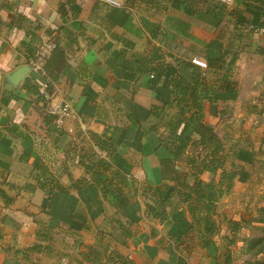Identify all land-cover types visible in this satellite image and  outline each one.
<instances>
[{"label":"crops","instance_id":"obj_1","mask_svg":"<svg viewBox=\"0 0 264 264\" xmlns=\"http://www.w3.org/2000/svg\"><path fill=\"white\" fill-rule=\"evenodd\" d=\"M125 3L118 8L100 0H0V188L10 199L7 202L0 194V264H79L81 252L98 241L97 235H106V245L136 264H218L226 250L225 236L235 237L230 248L246 256L245 260L243 252L261 241L256 237H264L263 190L261 204L257 203L250 217H246L249 206L244 212L236 208L230 215L227 211L217 214L221 230L213 245L196 250L189 258L177 251L172 236H180L191 222L187 205L179 198L173 202V195L166 201L169 217L161 220L153 215L156 204L151 189L164 184L161 160L170 156L152 128L158 123L153 109L171 99L172 87L165 77L153 88L150 81L155 67L171 64L190 87L193 72L189 64L194 59L207 62L228 52L227 56H238L240 75H232L237 89L217 91L205 100L204 120L214 122L230 104L238 107L239 101H247L246 87L253 88L254 97L264 78L260 75L264 65L257 66L260 60L256 59L257 53L264 54V0H233L226 4L222 19L205 13L192 15L191 8L174 0ZM46 45L51 48L38 65L37 52ZM250 64L256 66L248 75ZM22 65H29L30 72L17 86L9 87L7 75ZM217 77L208 74L211 80ZM28 78L39 85L40 93L26 89ZM245 78L251 81L245 83ZM62 100L72 104L76 118L57 129L51 107ZM249 106L253 107L239 113L241 120L249 114L264 116V106L257 110V104ZM91 133L113 142V155L91 142ZM263 138L253 141L259 142L254 149L246 132L248 146H228L247 158L240 162L243 172L227 196L240 194L248 179L251 184H264ZM88 150L96 151L128 177L124 188L131 202L116 208L123 212L122 225L130 235H123L120 218L101 219L102 212L116 202L108 194L113 199L110 203L100 191L111 171L87 173L84 154ZM40 161L69 189L56 192L50 208L48 191L34 179ZM256 162L261 165L256 167ZM83 177L90 183L81 189L70 187ZM230 220L240 222L236 232L229 229ZM40 227L52 231V241L40 240ZM256 230L263 233L256 234ZM40 243L43 248L36 251L35 261L21 254L24 248ZM61 244L68 248L63 259ZM13 251L15 259L10 258ZM245 260L239 264L250 261ZM82 264L92 263L83 260Z\"/></svg>","mask_w":264,"mask_h":264},{"label":"trees","instance_id":"obj_2","mask_svg":"<svg viewBox=\"0 0 264 264\" xmlns=\"http://www.w3.org/2000/svg\"><path fill=\"white\" fill-rule=\"evenodd\" d=\"M174 1L191 8L192 15L205 13L217 19H222L227 10V5L218 0ZM227 55L228 52L219 58H209L205 69L198 64H194V62L190 63L189 67L193 72L190 87L184 85V79L171 64H161L155 67L150 79L152 88L163 77L167 79V85L172 87V97L164 103V107L176 108V112L168 120L163 115L161 116L162 112L158 111L160 106H154L153 109L157 116H161V122L165 121L162 122V126L166 128V131L160 133V140L170 156L161 160V173L165 181L164 184L151 189L153 190L152 199L156 204L153 215L160 217L161 220H166L169 217L166 201L170 200L173 195L176 194L175 196L180 199V202L187 205L191 222L180 236H172L175 241V248L180 253L186 252L189 254L196 250H204L215 243L214 239L221 230L220 221L217 219V203L225 194L232 191L235 184L236 172L227 169L226 164L231 155L236 156V150L232 152V148L224 144L214 128L203 121L205 100L212 99L211 96L217 91L233 93L237 89L238 83L232 79V66L237 59V55L232 54L230 58ZM209 73H216L218 77L211 80L208 78ZM25 87L34 94L40 93L39 85L31 78L26 80ZM164 107L161 109L164 110ZM194 122H196L194 131L200 136L197 141L199 144H203L206 150V155L201 160H198L197 157L190 158L187 153L188 148L194 142L192 136L187 135ZM152 128L156 129L157 127ZM91 140L101 150L113 155L115 144L105 135L91 133ZM89 146H92V143ZM186 156L188 157V164L191 165V172L181 171L176 167V163ZM84 157H87L88 160V163H84L87 173L111 171L107 183H104L100 188L104 198L111 203L113 199L107 198V195L112 194L116 199L115 203H111L112 206L118 208L127 206L131 202V198L124 188L127 184L126 176L119 170L114 169L111 162L99 156L96 151L91 150L90 152L88 150ZM205 173L212 175L209 181L202 177V174ZM33 174L37 185L48 191V208L51 207L56 192L69 191L66 186L60 183L44 161H40L36 165ZM189 177H192L193 180L189 181ZM170 182L173 183V186L168 184ZM89 183L90 180L83 177L73 182L70 187L81 189ZM95 183L99 188V182L96 181ZM0 194L2 198H6L7 202L10 201L2 188H0ZM120 224L124 232L123 235H130L128 229L122 223ZM228 224L232 232H236L240 228V222L238 221L230 220ZM37 236L40 237L41 241L53 240L52 231L47 227H40ZM224 240L227 241L223 244L226 250L220 254L218 264H234L229 249L235 242V237L225 236ZM96 244L98 247L81 252L82 261H79V264H82L83 260H87L92 264H136L133 259L116 249L110 251L108 249L109 245L105 244L103 237L99 238ZM47 247L53 249L52 246ZM42 248L43 244L40 243L35 244L30 250L41 251ZM99 248L104 250L100 251ZM17 252L22 251L17 250ZM246 264H264V261L250 260Z\"/></svg>","mask_w":264,"mask_h":264},{"label":"rangeland","instance_id":"obj_3","mask_svg":"<svg viewBox=\"0 0 264 264\" xmlns=\"http://www.w3.org/2000/svg\"><path fill=\"white\" fill-rule=\"evenodd\" d=\"M258 51H260V50H258ZM231 55L232 54H230L228 57L230 58ZM257 55L258 56H256V59L258 58L260 60V62L257 66L264 65V62H263L264 61V54L257 53ZM237 61H238V56H237L235 63L232 66L233 76H234L235 72L237 73L236 74L237 76L240 75V70H238V66H236ZM255 66H256V64H254L252 66H251V64L249 65L248 72H247L248 75L251 74V72L253 71ZM205 68H207V67H205ZM254 75H255L254 76L255 79H257L255 73H254ZM260 75L263 78L264 73L262 70H260ZM249 81H251V80H249L248 78H245L243 80V82H245V83H247ZM260 82H261L262 86H260L259 90L256 92L254 97L252 95L253 88L246 87L245 88L246 97H244V99L247 101H239L238 107H234L232 104H230V109H226L227 112L225 114H223L220 119H218L214 122L213 121L212 122H209V121L206 122L204 120V117H203V121L205 123L211 125L214 128V130L219 135V137L223 140V142L226 146H232V145H234V146H248V144L245 140V135L247 132V134H249L250 137L252 138L250 141L252 143L251 145L254 146V149H255V146H256V148L259 147V142L254 143L253 141L257 140L258 138L262 139L264 137V116H260L257 114H249V115H247L248 117L245 116L246 120L243 121V120H241L243 116L242 115L240 116L239 113L241 111H246V109H251L253 107V106H249V104H251V103L257 104L256 110L260 109L264 106V93L262 91V90H264V78L262 80H260ZM247 94H249L248 97H247ZM256 96H258V98H259V96H261V100H259L257 102L258 98ZM163 107H164V104L162 106L160 105L159 111L162 112L161 116L163 115L168 120V118H170L171 115L176 112V108L175 107L174 108L164 107V110H163V109H161ZM156 110H158V109H156ZM253 110H255V109H253ZM161 116L160 115L157 116L158 117V123L156 124L157 128L155 129L156 131L158 130L159 135H160V133L166 131V128L164 126H162V122L164 123L165 121L161 122ZM216 116H218V115H216ZM195 126H196V122H194L192 124L190 130L187 133V135H191L193 140H194V142H192V144L188 148L187 153L189 154L188 156H190V158L197 157V158H199L198 160H201L206 155V150L204 148V145L199 144V142L197 141L200 138V136L194 131ZM238 139H240V141ZM235 140H237V141H235ZM68 146H89V143L82 144V145H79L78 143H74V144L70 143ZM232 152H233V150H232ZM251 152H250V154H246V155L248 157L251 156L254 153V152H252V153ZM240 153H241V151L239 153L237 152L236 156L231 155L230 160L226 164L227 169L235 170V172H236L235 180L238 178V175L241 172H243V169H244V167L241 165L240 162H244L247 158L243 155L240 156ZM261 156H262L261 154L258 155V157H261ZM256 163H258V162H256ZM260 165H261V163L260 164L258 163L256 165V167L257 166L259 167ZM176 167L181 171H190L191 172V165L188 164V157L187 156L183 160L178 161L176 163ZM109 174H111V173H109ZM202 177L205 180L209 181L212 178V175L202 174ZM126 178H127V183H128V177H126ZM100 180H103L101 182L105 181V179H100ZM188 180L191 181L193 179H192V177H189ZM250 182H252V180L248 179L246 184L243 183L242 189L240 191L241 193L237 194V196L235 195L232 197V196H227V195H229V193L225 194L223 196L224 198L222 197L219 200V202L217 203V214H220V216H221L223 212L226 213V211H227L230 215L231 212H233V213L235 212L236 208H237V211L240 210V211L244 212L243 208H245V206H249L246 209V212H247L246 217H250L252 215V213L255 212V208L261 204L262 200L259 198V196H260L261 192L264 190V184L255 183V182H253L251 184ZM165 184H167V183H165ZM168 184L170 186H173L172 182H170ZM252 188H254V190ZM111 196H112V194H111ZM171 200H173V202H176L177 196H175ZM247 202H249V203L247 204ZM257 203H258V205H257ZM105 205L107 206V204H105ZM107 209H108L107 211L102 212L101 219H103L104 217L106 219H108L111 216H115L114 218H120L122 224L125 223L126 219L124 218V216H122V213H123L122 211H121V213H119V211H117L118 209L115 206H109V208H107ZM116 212H118V213H116ZM118 214H119V216H118ZM262 233L263 232H261L260 230H256V234H262ZM102 234H104V233L102 232L101 235ZM219 235H220V233H219ZM59 237H61V236L59 235ZM102 237H103V241L106 244V241H105L106 235H104ZM97 238H101V236L97 235ZM258 238H261V241L258 244H256L255 246L250 245V247L244 251L245 253L243 252V255H245V254L247 255V260H262V261H264V237H256L255 239H258ZM96 243H94V245L91 248L98 247V245ZM107 244H109V243H107ZM33 246H29L27 248H24L23 249L24 252L21 254L23 255L24 253L27 252V254H29L32 257V259L36 258L35 256L37 255L38 252H36L35 250H30V248ZM108 249L110 251L114 250V249H111L110 247ZM60 250H62L60 253V256L63 259V258H65V254H66L68 248L64 247V245L61 244L59 247V251ZM103 250H104L103 248L100 249V251H103ZM194 252L195 251H193L192 253H189V254H187L186 252H183V255L185 257L189 258L190 255H192ZM230 252H231L233 260H236V262H235L236 264H239L240 262H242V260H245L244 258H246V256H241L239 251L233 250V246L230 248ZM16 254H17L16 251H13L12 254H10V258L15 259ZM57 256H59L58 253H57ZM125 256H127V255H125ZM247 260H245V261H247ZM34 261H35V259H34ZM247 262H249V261H247Z\"/></svg>","mask_w":264,"mask_h":264},{"label":"built area","instance_id":"obj_4","mask_svg":"<svg viewBox=\"0 0 264 264\" xmlns=\"http://www.w3.org/2000/svg\"><path fill=\"white\" fill-rule=\"evenodd\" d=\"M110 6L113 7H125L126 0H100ZM222 3H225L227 5L231 4L233 0H218ZM51 46H44L41 47V49L38 50L37 56H36V63L40 65L46 58V56L49 53ZM193 62L195 64L200 65L201 67L205 68L207 67V63L198 59H194ZM46 93V92H45ZM47 96L48 93H46ZM51 114L54 119V124L57 129H61L67 121H72L76 118V112L72 106V104L67 100H62L59 102H55L53 106L51 107Z\"/></svg>","mask_w":264,"mask_h":264},{"label":"water","instance_id":"obj_5","mask_svg":"<svg viewBox=\"0 0 264 264\" xmlns=\"http://www.w3.org/2000/svg\"><path fill=\"white\" fill-rule=\"evenodd\" d=\"M31 68L29 65H22L15 69L13 72L7 75L8 86H17L21 81H23L28 73L30 72Z\"/></svg>","mask_w":264,"mask_h":264}]
</instances>
